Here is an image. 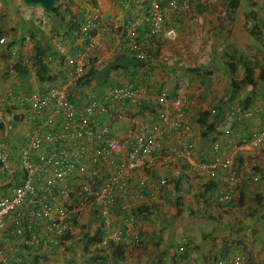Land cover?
Here are the masks:
<instances>
[{
    "label": "crops",
    "instance_id": "1",
    "mask_svg": "<svg viewBox=\"0 0 264 264\" xmlns=\"http://www.w3.org/2000/svg\"><path fill=\"white\" fill-rule=\"evenodd\" d=\"M145 1L94 0L100 22L96 32V54L103 59V68L106 69L119 57H128L129 43L132 41L140 43L151 59L136 69V75V70L130 68L112 70L108 73V82L92 78L83 87L73 84L70 72L75 59L84 52L85 43L81 31L69 32L67 22L72 15H79L81 29L82 21L92 13L90 0H59L61 16L68 6L72 14L64 15V22L38 5H26L22 0L0 1V40L4 39V43L0 44V142L10 151L14 168L18 165L20 148L36 129V121L34 112L28 106L10 104L9 99L53 88H66L78 107L100 95L105 84H123L132 81L131 78L135 79L133 82L149 89L155 88L157 92L165 91L171 97L187 99L189 105L184 125L194 132L195 145L198 147L197 115L207 110L212 116L220 112L225 116L232 106H240L241 99L247 95L255 96L254 103L242 110L240 122L233 127L232 145L238 137H247L250 132L264 128V83L258 85L256 92L247 86L240 88L235 95L227 67L232 57L243 56L264 68L262 17L258 14L262 33V44H258L248 33L254 22L248 15V3L244 0H240L231 18H228V0H192L189 13L165 11V17L178 34L177 42L170 43L160 36H150L145 22L149 7L143 5ZM258 5L255 4L254 9L257 10ZM191 17L195 21L193 30ZM36 46L43 51L44 62L50 69V81L40 82L31 66ZM255 52L258 57L254 56ZM154 54L156 58L152 57ZM16 63L22 64L27 70L26 75L21 73L23 69L20 73L15 71ZM145 69L149 75L141 73ZM243 75L244 70L239 67L233 79L241 80ZM161 110L171 114L168 107H162ZM42 119L39 118L40 121ZM106 123L117 137H123L129 128L127 118L107 120ZM7 125L13 129L6 130ZM230 125H218L217 131L230 129ZM238 154L242 160L254 158L264 170V143L258 149L240 146ZM153 170L158 179L182 177L183 213L179 218H173L176 194L172 185L156 195L153 205L157 207L146 220L143 219V213L140 215L137 210H129L120 217L117 209H113L108 217L107 234L122 233L128 238L130 234L141 236V244L127 247L123 261L118 264H172L171 258L174 256L180 259L178 264H218L236 255L243 256V264H264L263 179L253 184L240 175L238 191L242 192L243 205L226 209L215 203L214 196L200 197L204 193L202 187L208 181L203 170L186 172L181 161H156ZM187 175L188 179L185 178ZM197 194L199 198L195 196ZM255 196L258 202L254 200ZM130 218L136 226L133 231L128 229L127 220ZM99 221L95 211L86 212L60 248H55L51 253L40 249L30 260L25 249L9 237L6 254L11 256L12 264H95L91 253L99 246H90L88 251L83 248L87 242L85 233L93 235ZM113 262L110 258L103 264H116Z\"/></svg>",
    "mask_w": 264,
    "mask_h": 264
},
{
    "label": "built area",
    "instance_id": "2",
    "mask_svg": "<svg viewBox=\"0 0 264 264\" xmlns=\"http://www.w3.org/2000/svg\"><path fill=\"white\" fill-rule=\"evenodd\" d=\"M191 2L149 0L145 22L150 34L175 43L178 35L165 11L189 13ZM89 5L92 13L82 21L80 29L84 52L75 59L70 72L74 85L91 69L99 71L104 66L96 54L99 16L92 0ZM129 46L139 61L151 59L140 50L138 42L132 41ZM141 73L149 75L146 69ZM83 86L86 85L80 87ZM104 86L100 95L82 107L62 87L9 99L10 104L28 106L34 112L36 129L19 150L17 168L12 165L10 151L0 142V264H12L5 251L9 237L20 247L27 246L24 252L30 260L40 249L51 253L60 248L66 234L75 230L88 211H95L100 219L97 226L103 234L99 247L108 240L125 239L129 243L134 234L128 238L122 233H106L108 217L113 209L120 217L137 210L148 202L146 188L154 193L166 185L164 179L154 182L148 176L153 162L159 159L161 163L181 160L191 171L200 169L207 179L222 181L228 187L221 195L222 201L233 196L240 182L238 171L250 172L257 165L256 160H244L239 166L235 159L240 146L258 149L264 143V128L241 141V145H231L229 150L221 151L219 143H214L209 156H205L197 149L192 131L184 125L189 100L171 97L141 83ZM141 105L149 109L139 114ZM162 107H168L171 114ZM241 112L238 107L230 108L229 119ZM122 118L129 120V128L123 137H117L106 121ZM12 129L6 126V130ZM252 179L258 181V176ZM127 221L128 229L135 230L133 219ZM34 223L39 226L36 232L32 230ZM243 262V256L236 255L218 264Z\"/></svg>",
    "mask_w": 264,
    "mask_h": 264
},
{
    "label": "trees",
    "instance_id": "3",
    "mask_svg": "<svg viewBox=\"0 0 264 264\" xmlns=\"http://www.w3.org/2000/svg\"><path fill=\"white\" fill-rule=\"evenodd\" d=\"M56 0V4H55V8L54 10L51 12V14H54L55 16H58L60 18L61 21H65V16L66 14H71V11L69 10V6L66 7V9L63 11V16H61V5L57 4ZM245 3H248L247 8H248V15L251 16L252 21L254 22L253 26L251 29L248 30V33L256 40V42L258 44H262V33H261V29L259 27V22H258V15H257V10L254 9L255 8V4H253V2L251 0H244ZM149 0H146L143 5L144 6H148ZM251 3V4H250ZM240 4V0H228V9H229V14H228V18H231L230 16H234L236 13V10L238 8ZM93 6H96L95 2H92ZM251 8V9H250ZM72 15V14H71ZM80 16L75 15V16H71L69 21L67 22L68 25V29L70 33H75V32H80V20H79ZM150 34V32H149ZM150 36L155 37L154 35L150 34ZM140 44V43H139ZM140 50L143 51L144 53H146V51L141 47V44L139 46ZM149 54V53H147ZM150 55V54H149ZM155 56H152L153 58H156V54H154ZM44 55H43V51L36 46L35 49V55H33L31 57V66L35 69V74L38 78V80L40 82H44V81H50L52 78L50 76V69L48 67V65L44 62ZM142 65H146V63L139 61L138 59L135 58V52L134 51H130L128 57H119L117 60H115L114 63H112L110 66H108L106 69H100L99 71L97 70H93L91 69L88 74H86L82 79H80L79 81H77L76 86L80 87L81 85H87L90 81V79L95 78L96 80H98L100 82V79H103L105 82H108L109 79V72L112 70H118V69H132V71H135L136 69H138L139 67H142ZM227 67H228V71L230 72V76L232 77L233 80V92L235 93V95H237V92L239 90H241L240 88H245L247 86H250L252 88V92H256V88L258 87V85L260 83H264V68H262V66L259 67L258 63L256 62L255 64L248 61L245 57L243 56H239V57H232L231 61L227 63ZM241 67L244 70V75L241 78V80H236L233 79L235 77V74L238 70V68ZM14 69L17 73H20L21 70L23 69V71L21 72L23 75H26L27 70L22 66L21 63H16V65L14 66ZM256 69H258V72L256 71ZM193 71V70H190ZM137 70L134 72V75H136ZM133 76V74H132ZM135 80L134 78H131V80ZM132 81V83H135ZM139 84V83H137ZM117 86H119L120 84H115ZM233 93V97L234 96ZM27 95V94H25ZM239 96V95H238ZM254 97L255 96H245L244 98H242V102L240 104V106H238V108H240L241 110H246L249 107H251L254 103ZM235 107V106H232ZM145 109H149L147 108L146 105H141L139 106V110L138 113L142 114V112H144ZM151 111L153 112V110L151 109ZM228 112V111H227ZM137 113V115H139ZM242 117L241 113H238L235 117L231 118L230 120H225L229 119L228 113L227 115H223V113H216L215 115L212 116V114L210 113V111H202L197 115V118L195 119V123L198 126V136L200 139V146H197V149L199 150V152L205 156H209L210 152H211V148L213 146L214 143H219V147L221 151H225V150H229L230 146L232 145L231 143V139L233 138V134L232 131L233 127L235 125H238L239 118ZM231 124L230 125V129H224L221 131H217V127L218 125L225 127L227 126V124ZM242 123V122H241ZM240 123V124H241ZM228 130L229 134H226L225 131ZM217 131V132H216ZM256 130L250 132V134H247L245 136H241L238 137V140L236 143H238V145L241 141L250 138L254 132H256ZM194 134V132H192ZM194 139H195V135H194ZM234 144V143H233ZM241 156L238 154L237 158L235 159V163H237L239 166H243V162L244 160H242L240 158ZM160 160V159H159ZM158 160V161H159ZM246 161H251V160H255L254 158H249V159H245ZM181 161V160H179ZM156 162V161H154ZM154 162L152 164V168L150 170H148L149 173V177L154 181L157 182L160 181L161 179H158L155 176V172H154ZM183 166L186 168V172L188 171L189 173H192L193 171H191V168H189L186 164H183ZM185 172V170H183ZM188 173V175H189ZM188 175L185 176L186 179H188ZM243 176L245 177V179L247 181H249L250 183H255L257 184L259 182L260 179L264 180V170L261 169L260 164L257 162V165L255 167H253L251 169L250 172L247 171H238V177L239 176ZM257 175L258 176V181H253V177ZM166 181V185L164 186H160L159 190L155 191L154 193H151L150 189L146 188L144 190L145 195L148 199V202L142 203L141 205L138 206L137 211L138 214H142L144 216V220L148 219L149 215H152L154 213L153 209H155V207H157L156 205H153L154 202V198L156 197V195L158 193H162L165 192L166 187H168L169 185H172V187L174 188V193L176 194L174 201H173V205L175 207V214L173 215L174 219H177L180 217V215L183 213V208H184V202L181 198V192L182 191V186L180 185L182 182V177L178 178H173V177H164L163 178ZM157 185V184H156ZM222 185V186H221ZM239 185L240 183L238 182L235 191H233V196L232 194L229 196V198L225 201L221 200V195L225 192L224 190L226 188H228L227 186H225L223 184L222 181L219 180H211L208 179V181L204 184V186L202 187V190L204 189V193L201 194L199 193L200 197H205V195H209V196H214L215 199V203L219 206V207H223L228 209L229 207H234V208H238L241 207L243 205V196H242V192L238 191L239 189ZM158 186V185H157ZM190 190V189H189ZM180 194V195H179ZM213 194V195H212ZM197 196V198H199L198 194L195 195ZM224 196V195H223ZM254 200L256 202H258L257 200V196H255ZM33 228L32 230L34 232H36L39 228L37 223L33 224ZM97 231L94 232L93 235H90L89 233H85V238H86V247H84V251H88L90 246H96L101 242V229L100 227H98V229H96ZM68 233L65 236V239L67 238ZM141 236H137V235H132L129 238V243L125 241V239L123 240H108L107 244L105 246H100L98 248H96L94 250V252H92V257L95 259V264H103L104 261H106L107 259L112 258L113 259V263L118 264L119 261H123L124 258V254H125V250L127 247H129L130 245L133 244H141ZM23 249H28L27 246H22ZM182 260V257H180ZM178 256H174L171 258V262L172 264H178ZM31 262V261H30ZM14 264V263H13ZM18 264V263H15Z\"/></svg>",
    "mask_w": 264,
    "mask_h": 264
},
{
    "label": "water",
    "instance_id": "4",
    "mask_svg": "<svg viewBox=\"0 0 264 264\" xmlns=\"http://www.w3.org/2000/svg\"><path fill=\"white\" fill-rule=\"evenodd\" d=\"M1 2H6L7 0H0ZM26 5H38L45 12L51 13L56 4V0H22Z\"/></svg>",
    "mask_w": 264,
    "mask_h": 264
},
{
    "label": "rangeland",
    "instance_id": "5",
    "mask_svg": "<svg viewBox=\"0 0 264 264\" xmlns=\"http://www.w3.org/2000/svg\"><path fill=\"white\" fill-rule=\"evenodd\" d=\"M59 1V0H58ZM57 1V4L59 3ZM94 0H92V2H93ZM255 4H259L258 5V9H257V15L259 14V16L260 17H262V21H263V23H264V0H252ZM96 4V3H95ZM72 7V6H71ZM97 4H96V6H95V8L97 9ZM258 11H261V12H258ZM258 16V17H259ZM245 19V18H244ZM190 20H194V18L193 17H191L190 18ZM194 23H195V21H193V24H192V26H191V28H192V30L195 28V25H194ZM247 25H249V24H247ZM190 34V33H189ZM178 35V34H177ZM177 42V41H176ZM252 51V50H251ZM257 52H255V55L254 56H256V57H258L257 55ZM249 55H250V53H249ZM257 59V58H256Z\"/></svg>",
    "mask_w": 264,
    "mask_h": 264
}]
</instances>
